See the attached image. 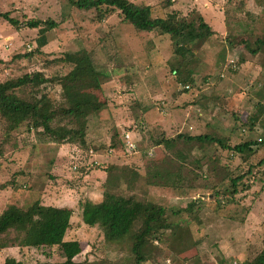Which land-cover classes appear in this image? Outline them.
<instances>
[{"label": "rangeland", "instance_id": "374dc122", "mask_svg": "<svg viewBox=\"0 0 264 264\" xmlns=\"http://www.w3.org/2000/svg\"><path fill=\"white\" fill-rule=\"evenodd\" d=\"M131 1L151 6L152 17L175 11L179 18L196 19L201 14L215 33L181 56L168 34L136 28L106 5L80 9L67 0H0V11L20 22L17 26L0 17V81L41 71L53 82L39 91L58 106L60 78L73 67L61 59L85 49L102 74V87L85 86L83 95L106 101L85 118L86 138L93 149L108 152L113 134L120 132L125 142V133L131 132L138 145L129 153L117 139L120 160L114 165L120 168L114 171L105 169L111 163L87 158L76 145L39 142L26 126L8 139L0 119V213L37 200L71 207L66 239L76 238L82 247L75 261L126 264L132 259L128 242H107L99 225L89 226L82 218V203L98 201L103 184H111L126 196L165 205L168 219L180 224L175 232L167 231L160 245L148 246L145 264H244L264 245V112L250 124L259 103L264 104V0ZM28 20L57 22L45 32L47 45L38 47L43 25L30 28ZM34 91L17 89L26 98ZM179 133L211 134L231 146L258 142L250 154L185 138L170 148L156 144ZM89 162L94 167L88 171ZM157 166L169 173L167 186L148 182ZM121 167L136 176L131 187L126 175L117 179ZM4 248L0 264L21 250L18 258L24 264H59L65 258L59 246Z\"/></svg>", "mask_w": 264, "mask_h": 264}, {"label": "trees", "instance_id": "16d2710c", "mask_svg": "<svg viewBox=\"0 0 264 264\" xmlns=\"http://www.w3.org/2000/svg\"><path fill=\"white\" fill-rule=\"evenodd\" d=\"M67 1L80 9H101L103 5L109 6L111 11L117 9L122 13L124 20L131 21L136 28L148 31L159 30L161 33L168 34L175 46L174 52L181 56L192 50L193 45L206 41L215 33L201 14L196 19L179 18L175 11L169 13L166 18L152 17L151 6L137 4L131 0ZM0 17L19 26L20 22L10 18L7 12L0 11ZM25 25L30 28L43 25L40 30L42 36L38 42V47L41 48L48 44L45 32L55 28L57 22L54 20H28ZM257 42L261 43L262 41L258 39ZM258 49L260 46L252 49L251 52L256 54ZM61 60L73 65L72 69L60 78L62 103H59L58 106L54 105L48 94L39 91L43 84L53 82L51 78L46 77L41 71L26 73L17 78L0 81V119L6 126L8 139L11 138L12 131H17L26 126L29 132H31L30 130L34 131L33 133L41 143L73 144L80 148L83 153L91 154L93 148L91 142L86 138L85 118L94 111L104 108L106 101L86 98L83 95V87L88 86L101 90L102 74L94 66L89 51L85 49L76 53H68ZM183 81L186 82L187 79H183ZM26 86L35 90L28 98L21 97L17 93V89ZM263 112L264 104L261 102L258 112H256L258 114L252 116L251 127L260 119ZM64 121H69L70 125ZM119 134L120 132H117L112 135L110 145L113 148L119 147L117 144L119 138L122 148L129 152ZM184 138L187 142H216L222 148L240 154H250L254 151L252 149L253 144L258 142L249 140L231 146L222 137L215 135L179 133L176 137L158 140L156 144L170 148L177 139ZM259 140L262 141L263 139ZM2 155L3 150L0 146V156ZM81 157L83 158V155ZM260 163H264V159ZM88 166H90L89 171L94 167V163L90 162ZM108 167L114 168V171H118L117 169L120 168L109 164L105 169H109ZM153 171V175L147 176L148 182L157 186H167L165 176H168L169 173L164 172L159 166ZM129 173L121 167L117 179L120 178L121 180L128 177L127 181L130 184L128 187H131L136 176L129 175ZM239 181L240 178L235 179L233 186H237ZM110 185L103 184V193L98 201L85 200L82 203L83 221L89 226L99 225L107 242L121 243L127 241L132 259L126 264H145L148 259V246L150 244L160 245L166 240L167 231L175 232L180 224L168 219L165 205L140 199L133 195L126 196ZM237 192L234 189L233 193ZM73 214L74 209L71 207L44 205L39 200L27 208L14 204L9 205L0 213V236L4 240L0 244V249L8 246L36 248L59 246L65 257L64 261L59 264H82V262L75 261V257L82 251L80 241L69 236L66 239L72 224ZM11 234L14 236L8 238ZM2 264H23V262L8 257ZM244 264H264V245L253 259Z\"/></svg>", "mask_w": 264, "mask_h": 264}, {"label": "crops", "instance_id": "0c3cea01", "mask_svg": "<svg viewBox=\"0 0 264 264\" xmlns=\"http://www.w3.org/2000/svg\"><path fill=\"white\" fill-rule=\"evenodd\" d=\"M248 63V61H245V65ZM244 65V64H243ZM94 137H96V136H94ZM98 137V136H97ZM121 137V136H120ZM88 140V139H87ZM65 144H63V146H64ZM77 147V146H76ZM119 148L117 147H112V146H110V149H109V151L108 152H103V151H101V150H96L95 148L93 149V152L91 153V154H86V157L87 158H90V156H91V158L93 157L94 159H96L98 162H99V164H102V163H113L112 165H114V164H116L117 162H118V150ZM92 154H94L93 156H92ZM120 160V159H119ZM90 163V162H89ZM88 169L90 168V166H88L87 167ZM93 190V189H92ZM91 191V190H90ZM94 201H96V200H94ZM196 201H198V200H196ZM59 207H63V206H59ZM208 230H211L209 227H207V231ZM200 247H202V246H200ZM12 249H14V247H11ZM11 248H4L3 250H5V249H11ZM15 248H19L18 246H16ZM19 250H21L20 248H19ZM18 257H22V250L20 251V253H19V255H18ZM17 256H14V258L15 259H17V260H19V261H22L20 258H18ZM24 264V263H23Z\"/></svg>", "mask_w": 264, "mask_h": 264}, {"label": "built area", "instance_id": "2783aa9c", "mask_svg": "<svg viewBox=\"0 0 264 264\" xmlns=\"http://www.w3.org/2000/svg\"><path fill=\"white\" fill-rule=\"evenodd\" d=\"M184 89H190L189 84L184 85ZM125 144L129 152H135V149L138 148L137 142L135 141L134 137L132 136L131 132H126L125 133ZM233 264H236L233 263Z\"/></svg>", "mask_w": 264, "mask_h": 264}]
</instances>
